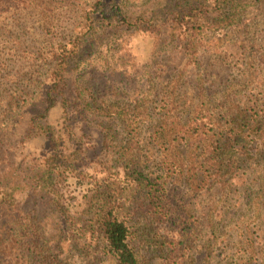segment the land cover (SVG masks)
<instances>
[{"label":"rangeland","instance_id":"obj_1","mask_svg":"<svg viewBox=\"0 0 264 264\" xmlns=\"http://www.w3.org/2000/svg\"><path fill=\"white\" fill-rule=\"evenodd\" d=\"M178 1L35 0L20 8L0 7V183L9 178L4 164L26 182L48 150L49 142L32 132L31 116L44 108L54 55L64 44L70 50L63 74L69 119H63L59 104L41 118L58 133L62 122L70 123L74 133L69 145L84 148L78 175L67 174L60 188L67 215L79 216V223L70 218L55 236L53 217L42 219L48 228L43 237L55 247L49 253L63 264H115L102 241L91 236L94 221L88 211L96 182L103 177L116 182L111 172L116 167L108 166L117 161L106 154L103 134L117 126L107 112L119 106L138 114L136 141L144 173L163 182V154L154 131L165 116L184 124L204 115L197 122L209 130V115L222 124L225 111L249 114L254 101L264 99V0H243L239 21L231 28L195 29L190 46H184L180 24L191 12L177 6ZM113 5L122 8L113 18L117 32L90 26L88 16L104 22L102 8ZM155 12L158 18L148 21ZM231 174L235 177L228 174L223 185L198 193L168 179L166 193L174 212L161 215L162 220L149 216L141 197L128 201L125 196L121 218L131 226L140 264H264V174L253 162H242ZM31 192L22 184L15 197L22 200L21 214L31 209L42 217L47 204ZM188 207L190 214H183ZM85 222L88 230L82 232L79 224ZM186 225L193 232L188 238ZM174 245L185 247L177 252Z\"/></svg>","mask_w":264,"mask_h":264},{"label":"trees","instance_id":"obj_2","mask_svg":"<svg viewBox=\"0 0 264 264\" xmlns=\"http://www.w3.org/2000/svg\"><path fill=\"white\" fill-rule=\"evenodd\" d=\"M33 1L35 0H0V7H24ZM242 1L179 0L177 6L191 12L185 15V24H180L184 29L181 33L188 41H185L184 46L193 44L192 40L196 38H193L195 29L235 26L241 16ZM121 12L122 8L119 6L103 7L101 17L104 22L100 19L95 21L88 16V23L93 27L99 26L100 31L114 33L117 32V25L113 26V18L122 14ZM124 16L128 18L126 13ZM157 18L158 13L155 12L154 16H149L147 20L153 22ZM107 28L111 29L107 31ZM76 48L77 44L71 54ZM69 53L70 50H66L64 44L62 51L54 55L50 82L47 83V97L41 101L44 108L31 116L34 122L32 132L49 142L48 150L41 154L39 162L29 171L26 182L14 177L16 171L12 165L2 166L3 172L8 169L5 174L9 175V178L4 179V184L0 183V264H63L56 255L57 258L49 253V250L54 251L55 247L48 245L51 239L43 237L45 228H48L42 223V219L53 217L54 223L49 225L56 229L55 236L63 233L70 218L74 223H79L81 219L79 216L67 215V200L60 188L63 187L62 182L67 180V174L78 175L84 148L78 143L75 147L69 145L74 133L70 123L62 122L59 129L62 131L58 133V130L45 123L48 121L41 122V118L46 117L48 111L57 104L64 110L63 119H69L66 111L69 99L63 92L66 85L63 74ZM84 103L87 104V101ZM90 103L89 101L88 104ZM250 111L249 114L225 111L224 117L227 120L222 124L213 115H209V130L205 129V124L197 122L198 117L204 115L197 114L184 124L176 122L171 116H165L154 131V140L163 154V182L156 181L144 173L142 156L136 141L139 130L138 114H135L134 110L130 112L119 106L105 114L111 124L117 126L116 129L112 127L103 134L106 154L117 161V164L110 163L108 166L109 169L116 167L111 171L113 176L116 175V182L109 181L106 177L96 182L97 186L90 196L92 209L88 210L93 214L90 220L94 221V224L89 227L91 236L96 235V238L102 241L103 249L110 254L115 264H140L138 254L131 244V226L127 225L125 216L121 218L125 196L128 201H138L141 197L149 216L162 220L161 215L168 217L169 212H174L170 209L171 200L166 193L165 183L168 179L177 180L189 191L198 193L204 188H215L218 183L222 184L228 174V178H234L235 175L231 173L242 162L258 164L264 174V99L255 100ZM22 184L32 187L31 197L38 196L42 201L44 198L43 203L47 204L45 215L41 217L29 209L27 214L22 216L19 205L22 200L16 202L20 195L15 198L20 194ZM190 209L188 207L181 210L183 214L189 215ZM86 223L79 224L78 229L87 231ZM211 227L214 229L213 220ZM184 230L187 238L193 233L188 225ZM184 247L178 249L174 245L177 252L183 251ZM174 249L170 251L171 255Z\"/></svg>","mask_w":264,"mask_h":264}]
</instances>
